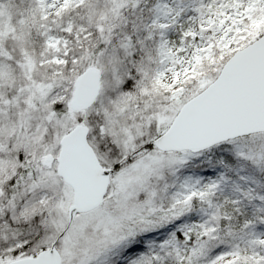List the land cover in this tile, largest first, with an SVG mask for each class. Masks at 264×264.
<instances>
[{
  "label": "snow or ice",
  "instance_id": "obj_1",
  "mask_svg": "<svg viewBox=\"0 0 264 264\" xmlns=\"http://www.w3.org/2000/svg\"><path fill=\"white\" fill-rule=\"evenodd\" d=\"M0 264H264V0H0Z\"/></svg>",
  "mask_w": 264,
  "mask_h": 264
}]
</instances>
